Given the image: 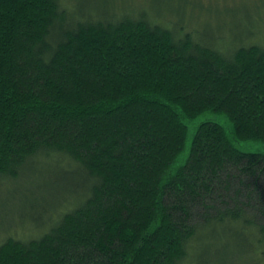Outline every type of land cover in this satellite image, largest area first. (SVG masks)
<instances>
[{
    "label": "trees",
    "instance_id": "obj_1",
    "mask_svg": "<svg viewBox=\"0 0 264 264\" xmlns=\"http://www.w3.org/2000/svg\"><path fill=\"white\" fill-rule=\"evenodd\" d=\"M138 2L0 0V181L39 185L0 264H264L258 9Z\"/></svg>",
    "mask_w": 264,
    "mask_h": 264
},
{
    "label": "rangeland",
    "instance_id": "obj_2",
    "mask_svg": "<svg viewBox=\"0 0 264 264\" xmlns=\"http://www.w3.org/2000/svg\"><path fill=\"white\" fill-rule=\"evenodd\" d=\"M66 1V0H65ZM72 1V0H70ZM97 1H107V4H111V2H121V0H95ZM139 1V2H138ZM143 0H136V3H141ZM173 3H180L181 0H171ZM179 1V2H178ZM199 1L202 4V8L196 10L195 15L193 16L192 13H187L188 16L192 17V21L194 23H205L208 19L210 22V28H217L218 25L224 24L227 26V21L231 23H235L236 17L234 15H242L246 12H250L252 9L257 10L255 11L254 17L257 19H262L264 26V0H195ZM170 2V1H168ZM143 5V3H142ZM161 6V5H160ZM161 10L162 6L160 7ZM187 9L192 10L194 9L191 4L187 7ZM222 9V10H221ZM224 9V10H223ZM212 10V11H209ZM220 11V12H216ZM224 11L225 14L222 12ZM210 12V13H209ZM170 16L172 13L166 12ZM215 13V14H214ZM232 18V21H231ZM255 18V19H256ZM188 20V18H187ZM207 23V22H206ZM228 27V26H227ZM225 33L229 35V29L225 28ZM215 119L217 121L227 123L226 118L221 115L207 112L201 115L199 118L196 119L194 122L196 125L201 123L206 119ZM237 145L241 149L245 150H257L261 145L258 143H249V142H236ZM264 149V147H263ZM35 166V167H34ZM32 169L33 172H39L40 168H42V164L36 163ZM31 170V169H30ZM30 170L27 173H24L21 180H1L0 181V241L6 238L8 235H16L17 237H26L33 233H37L38 231L35 228L38 226L36 222V216H31L32 213V201L29 198L25 197H18L17 195V188L19 187H27L33 189L38 185V180H32V182H26L27 174H30ZM38 176V175H37ZM36 176V177H37ZM35 195V194H34ZM39 195V193H38ZM41 195V194H40ZM48 198V197H47ZM49 200V199H48Z\"/></svg>",
    "mask_w": 264,
    "mask_h": 264
}]
</instances>
